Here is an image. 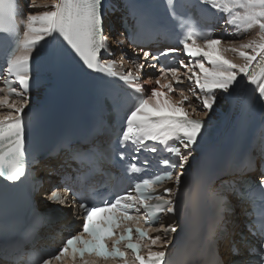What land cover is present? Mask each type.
<instances>
[{"label": "snow or ice", "instance_id": "6c2138e0", "mask_svg": "<svg viewBox=\"0 0 264 264\" xmlns=\"http://www.w3.org/2000/svg\"><path fill=\"white\" fill-rule=\"evenodd\" d=\"M211 5L220 13H226V23L236 26L243 32L253 28L259 29L257 37L241 45L225 48L223 51L238 52L245 61L244 64H235L224 58L219 46L224 43L223 38H213L210 33L201 35L195 28L189 27L182 34V51L188 58L179 59L176 66L161 67L160 76L155 80L157 87L150 89L149 95H144V84H151V80L138 83L140 73L145 64L140 63L135 73H116V61L104 59L112 55L109 45V36L105 30L106 0H30V8L45 10L36 14H28L23 22V31L17 21L19 15L17 0H0V39L14 40L15 49L6 59L7 73L12 79L6 80L9 95L0 97V107L10 109L7 115H0V177L9 182H18L26 178L27 131L31 129V121L25 120V108L28 106L30 88V70L34 57L32 51L50 45L60 38L66 46V54L78 59L86 71L100 73L104 76L119 75V79L135 88L139 93L132 110L127 114L125 127L119 137L122 147L133 146L139 151L146 141H153L165 146L164 150L175 157L162 160L168 170L153 176L139 179L132 189L124 194L116 195L110 202L104 199L101 205H90L86 200L81 202L80 208L84 212L82 229L71 235L62 247L53 256L43 259L41 264H99L104 261H123V264H168L165 251H153V246L165 248L170 243L162 240L160 235L151 237L149 231L141 227L133 229L127 226L129 222L139 218L132 212H139L141 208L148 219L144 223L152 225L158 222L161 214L177 212L178 201L170 197L181 194L183 172H173L184 169L189 163V157L199 147V140L203 139L206 123L203 119L195 118L188 113L184 105L190 103L191 97L181 88L184 80L180 69H185V77L189 88L199 104L202 105L205 115L213 110L217 103L218 93L228 94L239 87L238 77L242 75L249 84L255 86L259 98L264 102V68L259 73L250 71L253 62H264V0H201ZM170 14L175 18V0H166ZM143 24V22H141ZM202 39L203 46L197 41ZM246 50H250L246 51ZM179 49L170 48L155 55L143 52V58L148 61H158ZM63 54V53H62ZM121 65L123 61L121 60ZM155 67L154 64H149ZM2 75V73H0ZM169 75L171 79H168ZM162 80H167L162 83ZM175 81V87L173 85ZM15 84L16 86H13ZM18 88L22 89L18 91ZM179 91L180 100L173 102L168 94ZM167 89V92L162 91ZM15 96L18 102H11L9 97ZM195 111V109H193ZM183 150V151H182ZM148 151L156 152L152 146ZM118 155L124 159L125 153ZM133 161L137 159L132 156ZM147 164V161H144ZM128 171L139 174L143 169L136 163H131ZM174 178V188L167 187L160 192L158 185H163ZM260 186L264 187V176L260 178ZM67 190H71L70 188ZM136 193V195H133ZM53 202L63 198L59 190H53L48 196ZM165 236L177 232L175 226H161ZM135 233V239H134ZM112 240V247L108 246V239ZM150 240L149 245L141 241ZM133 254L130 259L127 251L121 250V245ZM147 247V255H142ZM259 264H264V245L259 249Z\"/></svg>", "mask_w": 264, "mask_h": 264}, {"label": "bare ground", "instance_id": "6f19581e", "mask_svg": "<svg viewBox=\"0 0 264 264\" xmlns=\"http://www.w3.org/2000/svg\"><path fill=\"white\" fill-rule=\"evenodd\" d=\"M252 30V29H251ZM251 30L250 31H248V32H243L242 31V35L243 34H249L250 35V33H251ZM255 30H257L258 31V28H256ZM235 31V30H234ZM256 31V32H257ZM238 32V31H237ZM250 32V33H249ZM119 33V32H118ZM114 34H116V33H113L112 34V36H114ZM119 35V34H118ZM122 35V36H121ZM121 37L119 36L118 38L115 36L114 37V45H115V50H118V51H121V53H122V51H125V49L123 48V44L124 43H127L126 42V39H125V37H124V35H123V33H121ZM229 36H231V37H233V36H235V34H230L229 33V35L227 36L226 35V38L227 37H229ZM237 36V35H236ZM256 38V37H255ZM125 46V45H124ZM201 46H203V44H201ZM226 46H227V44L226 43H223V44H221L220 46H219V49H220V51H221V54L224 56V58H226V59H228L229 61H231V62H233V63H235V64H242V62H241V57H239L240 55H238L237 57H232V55H230V53L229 52H225V51H223V49H225L226 48ZM126 52V51H125ZM232 52V51H231ZM139 53V52H138ZM235 54H237L238 52H234ZM233 53V54H234ZM122 55V54H121ZM124 57V56H123ZM125 63H127V62H125ZM257 63H259V65H256ZM128 64V63H127ZM129 65V64H128ZM256 65V66H255ZM255 66V69L256 70H258V68L259 67H264V62H260L259 61V58H258V60L257 61H255V64L253 65V67ZM131 69H134V67H133V64H130V66H129ZM252 67V68H253ZM252 68H250L251 69V71H252ZM116 71L119 73V74H121L122 75V66H119L118 64L116 65ZM253 72V71H252ZM124 74V73H123ZM243 74H241V76H242ZM243 79V78H242ZM148 80H150V79H148ZM144 81H146V80H144ZM144 81L143 82H141L142 84L144 83ZM240 81H239V78H238V83H239ZM144 85H146V84H144ZM246 89H248L249 87H250V84H247L246 86H244ZM234 91H232V90H230L229 91V93L228 94H224V95H226V98H228L227 99V101L230 99V96L232 95V93H233ZM243 92H245V89H243ZM173 97V96H172ZM173 102H176V100L175 99H171ZM192 103V102H191ZM228 103V102H227ZM227 103L225 104V98L224 99H220L219 97L217 98V103L214 105V107H213V110L211 111V112H208V114L207 115H205L204 113H205V111L206 110H199V107L200 106H193L194 108H196L195 109V111H193V113H195V114H197V115H202V116H205V117H213V116H216V115H218V114H221V113H223L224 111H225V109L227 108ZM193 105V104H192ZM185 107V106H184ZM186 110H187V108H185ZM188 111V110H187ZM188 113H189V111H188ZM229 153L226 151V152H223L222 153V155L220 156V158H219V162H221V163H224V164H226V162L228 161V158H229ZM52 165V164H51ZM65 213L66 214H68L69 213V209L68 210H66L65 211ZM72 213V212H71ZM205 219H206V214L204 213V212H201L200 214L197 212L196 214H195V216L193 217V219H191V224H192V227H191V229H190V234H191V238H192V241L193 242H199L200 240H201V232H202V227H203V224H204V229L207 227V221L206 222H204L205 221ZM184 240V236H182L181 238H180V241H179V243L181 242V241H183ZM178 246H179V244H178ZM174 249H175V247H174ZM174 249H173V251H174ZM173 251H172V254H173ZM199 256H200V254L197 256V258H199ZM190 262H188V264H189Z\"/></svg>", "mask_w": 264, "mask_h": 264}, {"label": "rangeland", "instance_id": "374dc122", "mask_svg": "<svg viewBox=\"0 0 264 264\" xmlns=\"http://www.w3.org/2000/svg\"><path fill=\"white\" fill-rule=\"evenodd\" d=\"M49 2H50V0H49ZM34 9V13L33 14H36V13H38V12H41V11H43V10H45V9H43V8H33ZM233 28H234V30L231 32V31H229V33L230 34H235V36H233V37H231V36H229V37H227V39L228 40H224V43H226L227 44V46H226V48H230V47H235V48H237V49H240V47H241V45H243V44H246L249 40H251V39H253V38H255V37H257V33L259 32V29H258V31L257 30H255L256 28H253L252 30H251V33H250V35L249 34H241L242 33V30H240V29H238L236 26H232ZM258 28V27H257ZM238 31V32H237ZM257 31V32H256ZM229 33H227L226 35L228 36L229 35ZM119 34V35H118ZM117 35V36H116ZM121 35V33H116V34H114V36H112L111 35V42H110V44H111V47L115 44L113 41H114V37L116 36L117 38L119 37ZM237 35V36H236ZM122 36V35H121ZM120 36V37H121ZM113 40V41H112ZM114 43V44H113ZM125 45V46H124ZM126 45H127V43H124L123 44V48L125 49L126 48ZM114 49H116L115 47H114ZM113 49V50H114ZM125 51H126V49H125ZM125 51H122V53H121V51H118V50H115V54H114V61H116V65L118 64L119 66H122V72L124 73V74H126L128 71H133V73L136 71V67H137V65L138 64H140V63H142V60H143V55L141 54V60H139V62H135V63H133V61L134 60H136V59H134V60H132V61H130V62H127V63H125V62H123V64L121 65V60L120 59H123V56H125L126 54H127V52H125ZM246 51H249L250 52V50H246ZM139 52V51H138ZM227 52H229L230 53V55H232V57H237L238 55H239V53H237V54H235L234 52H231V51H227ZM234 53V54H233ZM122 54V55H121ZM240 57V56H239ZM123 61V60H122ZM241 62H242V64H244L245 63V61L243 60V58L241 57ZM261 62V61H260ZM125 63V64H124ZM130 64H133V66H134V68L135 69H131L129 66H130ZM241 64V65H242ZM255 64V61L253 62V65ZM128 65V66H127ZM256 65H259V63H257ZM255 65V66H256ZM255 66L252 68V71L255 73L257 70L255 69ZM143 71H145V73L146 74H149V72H151V70H148L146 67H145V69L143 70ZM250 71H251V69H250ZM251 71V72H252ZM142 76L143 77H145L146 78V80H148L147 78L149 77L148 75H143L142 74ZM239 78V81H241V79H242V76H240V77H238ZM167 82V81H166ZM149 86H150V89L151 88H154V86L152 85V84H149ZM193 87H195V85H193ZM192 88V87H191ZM164 92H167V90L165 89L164 90ZM185 94L186 95H188L189 97H191V101H190V103H186L184 106H185V108H187V110H189V111H193V109H196V108H194L193 106H200L199 107V110H203V107H202V105L201 104H199L198 102H197V100H196V97L195 96H193V94H192V92L191 91H188V89L187 90H185ZM173 96V97H172ZM172 96H169V99H175L176 100V102H178L179 100H180V96H179V93H176V94H174V95H172ZM174 96H175V98H174ZM218 97L221 99H224L225 98V104L228 102L227 101V99L228 98H226V95H220L219 93H218ZM192 102V103H191ZM193 104V105H192ZM228 104V103H227ZM65 108H67V107H65ZM193 113V112H192ZM62 115L64 116V117H68V115H67V113L65 112V111H63V113H62Z\"/></svg>", "mask_w": 264, "mask_h": 264}]
</instances>
